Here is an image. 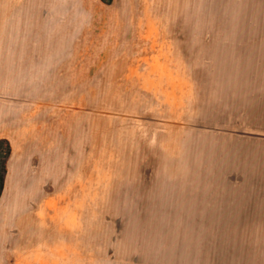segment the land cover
I'll list each match as a JSON object with an SVG mask.
<instances>
[{
  "label": "rangeland",
  "instance_id": "obj_1",
  "mask_svg": "<svg viewBox=\"0 0 264 264\" xmlns=\"http://www.w3.org/2000/svg\"><path fill=\"white\" fill-rule=\"evenodd\" d=\"M1 139L0 264H264V0H0Z\"/></svg>",
  "mask_w": 264,
  "mask_h": 264
},
{
  "label": "trees",
  "instance_id": "obj_2",
  "mask_svg": "<svg viewBox=\"0 0 264 264\" xmlns=\"http://www.w3.org/2000/svg\"><path fill=\"white\" fill-rule=\"evenodd\" d=\"M107 2H110L111 0H106ZM0 144H4L6 146V152H5V155L8 156L9 155V152H8V144L3 140L1 139L0 140ZM5 156V158H6ZM4 164H1V171H0V196H1V193H2V190L4 188V173H5V168H4Z\"/></svg>",
  "mask_w": 264,
  "mask_h": 264
}]
</instances>
